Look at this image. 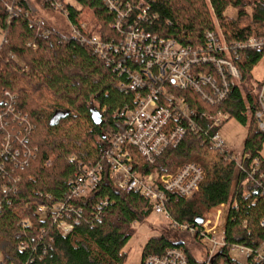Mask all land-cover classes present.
<instances>
[{
    "label": "trees",
    "instance_id": "obj_1",
    "mask_svg": "<svg viewBox=\"0 0 264 264\" xmlns=\"http://www.w3.org/2000/svg\"><path fill=\"white\" fill-rule=\"evenodd\" d=\"M37 1L50 9L45 0ZM60 1L68 23H83L88 34L107 40L118 37L113 27L117 13L102 0ZM115 1L121 9L131 6L132 19L143 7L146 18L139 21L141 27L183 45L201 44L205 32L216 26L229 42L264 33V0ZM7 6L12 7L11 13ZM27 16L33 23L26 20ZM37 18L29 0H0V32L5 34L0 50V262L125 264V245L134 234V224L151 213V208L137 192L113 187L106 168L90 194L70 201L79 209V220L68 234L62 235L48 214L36 212L39 205H51L63 198L70 177L78 169L104 165L103 152L122 128V121L113 117V112L133 104L132 93L118 86L127 81L125 74L96 56L88 45L65 37L44 20L39 26L34 24ZM263 53L248 49L233 56L241 74L240 87L232 83L226 98L216 107L244 126L245 112L256 109L255 86L259 81L253 80L251 72ZM177 94L198 111L214 109L189 90ZM92 109L101 114L100 124L92 121ZM200 126L204 128L205 122L201 121ZM247 127L242 149L259 160L264 175V132L253 119ZM5 134L10 135L6 149L2 145ZM22 138L26 142L20 143ZM203 150L201 139L187 130L176 146L166 147L153 164L141 167L143 173L173 172L188 162L203 168L204 177L195 194L188 198L173 195L166 205L178 223L196 224V217L228 200L232 185L247 182L222 155L207 161ZM246 186L251 189V198L237 199L238 208L230 211L225 226L226 246L215 255L213 264H238L229 254L232 244L255 247L264 240L259 225L264 217V195L250 184ZM102 201L106 206L98 209ZM181 232L189 237L188 243L173 242L164 235L149 237L142 247L141 260L148 254L159 255L169 247H178L191 263L197 264L190 246L201 249L199 241L190 232Z\"/></svg>",
    "mask_w": 264,
    "mask_h": 264
},
{
    "label": "built area",
    "instance_id": "obj_2",
    "mask_svg": "<svg viewBox=\"0 0 264 264\" xmlns=\"http://www.w3.org/2000/svg\"><path fill=\"white\" fill-rule=\"evenodd\" d=\"M45 1L50 10L62 13L60 0ZM102 1L109 10L117 13L118 19L113 27L119 32L118 37L107 40L94 33L88 34L83 23L78 26L68 23L69 32L63 35L88 45L96 56L111 64L114 70L125 74L127 81L120 82L118 86L132 93L133 104L113 112V117L122 121V128L112 136L103 152L104 165L97 163L78 169L70 177L63 198L51 205H39L36 212L48 214L62 235L68 234L79 220V209L76 210L70 201L90 194L106 168L108 181L113 187L137 192L147 199L151 212L169 219L173 228L195 235L201 246L193 256L197 264H213L215 255L226 246L225 226L230 211L238 208L237 199L251 198V189H247L246 184L264 195V175L259 170V160L251 158L242 146L236 151L227 145L217 127L229 121L230 114L216 108L226 98L232 83L240 87L241 74L233 56L248 49L264 50V33L250 35L243 41L229 42L216 26L205 32L201 44L183 45L141 27L139 21L146 18L143 7L132 19L130 5L121 9L115 0ZM7 10L11 13L12 7L7 6ZM27 17L26 20L29 19ZM41 23V18L34 21L38 26ZM4 35V31H1L0 50L5 41ZM9 57L16 59L13 54ZM183 90L191 91L201 102L214 109L198 111L191 107L184 96L177 94ZM241 96L247 104L245 93L241 92ZM255 105V110L245 112L246 127L253 119L258 129L264 132V75L255 86ZM201 121L205 122L204 128L200 126ZM187 130L194 132L204 144L202 156L209 154L215 159L216 155H222L234 165L235 172L244 175L247 181L242 186L232 185L228 200L205 212L199 224L178 223L166 208L171 196L188 198L198 190L204 177L203 168L198 163H185L173 172L141 171L142 166L153 164L166 147L176 146ZM2 138L6 140L2 144L6 149L10 145V135L5 134ZM19 142L24 143L26 139H19ZM17 150H13L14 153L18 154ZM25 152L31 154L30 150ZM251 202H255V199ZM104 206L106 202L102 201L97 208ZM259 225L264 230V217ZM230 253L244 256V260L238 264H264V240L255 247L232 244ZM140 264L193 263L188 260L184 250L169 247L162 254L144 256Z\"/></svg>",
    "mask_w": 264,
    "mask_h": 264
},
{
    "label": "rangeland",
    "instance_id": "obj_3",
    "mask_svg": "<svg viewBox=\"0 0 264 264\" xmlns=\"http://www.w3.org/2000/svg\"><path fill=\"white\" fill-rule=\"evenodd\" d=\"M29 1L31 2V6L35 9V14L38 18L44 20L61 34H68L69 24L64 14L58 11L43 8L37 0ZM229 13L231 14L232 11L229 10ZM251 73L254 81L258 82L262 80L264 75V53L256 66L252 69ZM246 130H248V127L238 123L234 119H229V121L223 124L220 128V134L227 145L238 151V149L242 146ZM261 154L264 157V142ZM205 159L207 161L214 160L213 156L209 154L205 157ZM133 228L134 234L125 245V249L127 250L125 264H140L142 247L149 237L164 235L173 242L184 241L188 243L187 240L189 237H187L185 232H181V230L173 228L169 219L154 212L149 213L142 221L136 222ZM190 249L192 250L193 255L200 250L197 247H194L193 249L192 246H190ZM230 257L236 262L244 260V256L239 253H230Z\"/></svg>",
    "mask_w": 264,
    "mask_h": 264
},
{
    "label": "water",
    "instance_id": "obj_4",
    "mask_svg": "<svg viewBox=\"0 0 264 264\" xmlns=\"http://www.w3.org/2000/svg\"><path fill=\"white\" fill-rule=\"evenodd\" d=\"M91 118H92V121L94 122V124H100L101 121H102V117H101V114L96 110V109H92L91 110ZM196 224H199L202 222V218L200 216L196 217L195 218V221H194Z\"/></svg>",
    "mask_w": 264,
    "mask_h": 264
}]
</instances>
